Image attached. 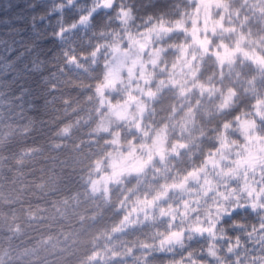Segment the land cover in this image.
Returning <instances> with one entry per match:
<instances>
[{
    "label": "clouds",
    "instance_id": "obj_1",
    "mask_svg": "<svg viewBox=\"0 0 264 264\" xmlns=\"http://www.w3.org/2000/svg\"><path fill=\"white\" fill-rule=\"evenodd\" d=\"M0 264H264V0H0Z\"/></svg>",
    "mask_w": 264,
    "mask_h": 264
}]
</instances>
